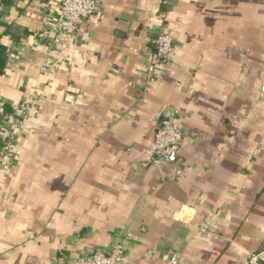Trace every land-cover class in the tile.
<instances>
[{
  "label": "crops",
  "instance_id": "0c3cea01",
  "mask_svg": "<svg viewBox=\"0 0 264 264\" xmlns=\"http://www.w3.org/2000/svg\"><path fill=\"white\" fill-rule=\"evenodd\" d=\"M58 1L0 0V94L31 102L0 156V264H77L118 241L122 264H246L264 249V0H101L57 43ZM161 31L173 62L149 81ZM172 111L177 162L142 165Z\"/></svg>",
  "mask_w": 264,
  "mask_h": 264
},
{
  "label": "built area",
  "instance_id": "2783aa9c",
  "mask_svg": "<svg viewBox=\"0 0 264 264\" xmlns=\"http://www.w3.org/2000/svg\"><path fill=\"white\" fill-rule=\"evenodd\" d=\"M100 4L101 0H59L56 4L48 5L44 30L52 34L54 42L58 43L64 32L74 34L81 28H86L91 19L100 12ZM153 43L155 50L144 75L149 81H157L166 75L175 53L173 36L166 31L159 32ZM46 68L51 71L52 64H48ZM9 105L11 109L8 108ZM30 110L31 102L28 98L8 104L0 94V156L4 159L15 154L20 130L24 128L25 117ZM181 121L177 111L170 112L161 121L149 147L139 160L142 165L177 162L185 135ZM208 229L209 224H206L203 230ZM125 256L126 247L118 241L107 250H95L80 256L77 264H122ZM171 261L179 262L176 256ZM246 264H264V249L250 253Z\"/></svg>",
  "mask_w": 264,
  "mask_h": 264
},
{
  "label": "trees",
  "instance_id": "16d2710c",
  "mask_svg": "<svg viewBox=\"0 0 264 264\" xmlns=\"http://www.w3.org/2000/svg\"><path fill=\"white\" fill-rule=\"evenodd\" d=\"M7 60V48L2 42H0V74L5 72Z\"/></svg>",
  "mask_w": 264,
  "mask_h": 264
},
{
  "label": "water",
  "instance_id": "95a60500",
  "mask_svg": "<svg viewBox=\"0 0 264 264\" xmlns=\"http://www.w3.org/2000/svg\"><path fill=\"white\" fill-rule=\"evenodd\" d=\"M168 116V115H167Z\"/></svg>",
  "mask_w": 264,
  "mask_h": 264
}]
</instances>
